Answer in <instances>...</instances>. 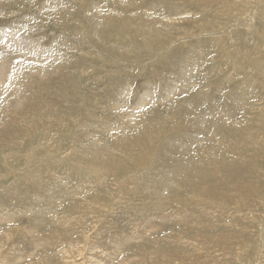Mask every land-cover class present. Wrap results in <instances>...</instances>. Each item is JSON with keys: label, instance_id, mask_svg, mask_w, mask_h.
<instances>
[{"label": "rangeland", "instance_id": "1", "mask_svg": "<svg viewBox=\"0 0 264 264\" xmlns=\"http://www.w3.org/2000/svg\"><path fill=\"white\" fill-rule=\"evenodd\" d=\"M0 38V264H264V0H0Z\"/></svg>", "mask_w": 264, "mask_h": 264}, {"label": "bare ground", "instance_id": "2", "mask_svg": "<svg viewBox=\"0 0 264 264\" xmlns=\"http://www.w3.org/2000/svg\"><path fill=\"white\" fill-rule=\"evenodd\" d=\"M13 37H14V35H12ZM2 37V36H1ZM1 39V38H0ZM13 40H15V39H13ZM4 41H6V39L4 40ZM9 41V40H8ZM10 42V41H9ZM15 43V42H14ZM7 48V47H6ZM12 48V47H11ZM2 50V49H1ZM6 50V49H5ZM11 76V75H10Z\"/></svg>", "mask_w": 264, "mask_h": 264}]
</instances>
